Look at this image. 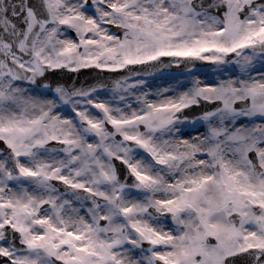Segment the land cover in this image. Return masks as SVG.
Here are the masks:
<instances>
[{"label":"snow or ice","instance_id":"1","mask_svg":"<svg viewBox=\"0 0 264 264\" xmlns=\"http://www.w3.org/2000/svg\"><path fill=\"white\" fill-rule=\"evenodd\" d=\"M0 264H264V0H0Z\"/></svg>","mask_w":264,"mask_h":264}]
</instances>
